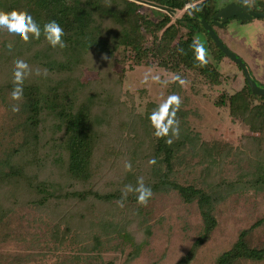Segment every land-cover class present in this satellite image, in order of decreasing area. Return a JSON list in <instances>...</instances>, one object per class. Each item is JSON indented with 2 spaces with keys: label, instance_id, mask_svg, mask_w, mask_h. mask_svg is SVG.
Listing matches in <instances>:
<instances>
[{
  "label": "trees",
  "instance_id": "trees-1",
  "mask_svg": "<svg viewBox=\"0 0 264 264\" xmlns=\"http://www.w3.org/2000/svg\"><path fill=\"white\" fill-rule=\"evenodd\" d=\"M144 1L184 12L172 22L170 13L153 7L159 15L154 19L143 11ZM249 3L264 13V0ZM219 8L218 0H0V10L27 11L41 26L57 21L67 44L63 49L52 48L43 35L29 43L13 35L1 43V101L12 91L15 60H25L33 74L24 82L23 100L15 101L23 115L14 126L19 139L0 156V221L13 206L27 204L58 215L56 228L62 222L66 229L76 225L89 232L98 228L102 234L118 226L116 222L130 219L131 225H137L141 214L136 194L127 195L123 208L117 201L122 199L125 185L135 186L137 178L143 177L152 192L174 189L185 202L196 201L202 231L189 252L175 263L189 264L217 226L215 205L231 192L264 189V94H253L245 79L240 90L223 92L217 98L216 104L227 106L233 121L240 120L252 132L243 134L238 146L225 140H204L190 129L182 107L177 112L179 139L169 145L167 138L153 134L149 116L156 103H149L148 118H134L132 108L122 100L125 69L117 68L131 54L136 65L156 61L168 70H194L209 83H220L222 73L216 64L207 55L208 64L197 66L191 47L196 33L203 32L213 58L225 56L203 24L209 23L219 35L212 21ZM9 42L14 44L11 52L6 48ZM88 72L95 74L88 76ZM15 103H9V108ZM183 149L199 155L206 187L178 181L175 162ZM231 156L243 159L246 165L233 179H227L223 163ZM153 158L156 164L150 165ZM126 162L131 163V171L125 169ZM103 209L94 218V211ZM117 209L122 213L114 214ZM108 213L118 218L106 223ZM131 225L129 229L122 226L125 239L136 232ZM255 225L257 222L241 230L216 263L264 260V246H252L248 240ZM142 228L144 235L151 233L148 225ZM100 233L94 234V246ZM144 240H135L137 246L130 257L138 254Z\"/></svg>",
  "mask_w": 264,
  "mask_h": 264
},
{
  "label": "rangeland",
  "instance_id": "rangeland-1",
  "mask_svg": "<svg viewBox=\"0 0 264 264\" xmlns=\"http://www.w3.org/2000/svg\"><path fill=\"white\" fill-rule=\"evenodd\" d=\"M232 1L236 0H218V3L222 7ZM145 4L143 11L157 19L159 15L152 8L158 7L147 2ZM188 5L190 3L186 7ZM183 12L176 10L174 14L168 13L174 22ZM217 31L224 44L246 62L256 84L264 86V19L254 17L241 21L238 17H232L225 26H217ZM180 32L184 34L186 29L182 27ZM7 38L13 39V35L0 30V46ZM195 38L204 44L210 61L222 73L220 83L211 84L194 70H168L156 61L136 65L130 54L126 63L117 68L118 71L121 67L125 69L122 74V100L132 108L134 118H148L152 111L149 103L158 106L169 95L177 94L182 98L181 107L187 111L185 119L191 130L198 132L204 140H225L238 146L243 134L252 132L240 120L233 121L228 107L217 105L216 100L221 93H233L244 86L243 70L226 55L214 59L205 33L197 32ZM94 74L87 73L88 76ZM176 76L186 83L181 85L175 80ZM156 77H159V82ZM2 100L0 156L18 141L14 126L23 117L20 111L13 113L9 108V103H15L9 93ZM199 162V155L183 149L175 162L178 181L206 187ZM245 165L243 159L231 156L223 163V175L233 179ZM135 204L141 214L137 225H131L130 219L123 224L112 221L121 227L112 226L111 231L105 229L102 234L98 228L88 232V229L75 225L66 229L62 222L57 229L55 223L58 215L48 214L33 205L13 206L0 221V264H101L107 261L113 264L177 263L189 252L203 228L196 201L185 202L178 191L170 189L154 191L146 207ZM102 211L105 210H95L94 218H98L97 213ZM113 213L119 215L122 209ZM214 214L217 226L209 239L197 249L189 264H217V257L232 246L240 231L256 222L248 240L252 246H264V189L251 188L228 193L215 205ZM114 218L118 216L108 213L104 221L116 220ZM130 225L136 232L133 237L125 239L122 226L129 229ZM145 225L151 231L148 236L143 234L142 227ZM139 226L141 229L137 230ZM98 233V242L94 246L93 237ZM143 239L138 254L130 257L137 246L136 241ZM237 264H264V260L241 259Z\"/></svg>",
  "mask_w": 264,
  "mask_h": 264
},
{
  "label": "clouds",
  "instance_id": "clouds-1",
  "mask_svg": "<svg viewBox=\"0 0 264 264\" xmlns=\"http://www.w3.org/2000/svg\"><path fill=\"white\" fill-rule=\"evenodd\" d=\"M245 4L249 3V0H244ZM192 7H195L193 5ZM0 30L7 31L9 34L19 37L23 43H29L32 39L39 40L43 35L46 42L52 48L63 49L67 47L63 37L65 36L64 29L61 25L51 20L41 26L38 24L33 16L24 10L13 9L11 11L0 10ZM191 47L195 53V60L198 62L199 67H204L208 64L207 51L203 43L198 38L193 40ZM6 48L11 52L14 48L13 42H9ZM183 54V49H178ZM106 59V57H105ZM33 74L31 66L23 59H17L14 61L13 68V88L10 93L12 101H22L24 96V82ZM39 70L36 71V75H39ZM159 82V77L155 78ZM175 80L179 81L181 85L186 81L179 76L175 77ZM166 83V82H165ZM183 101L177 94L169 95L162 103H160L150 114L149 120L152 128L154 129V136L157 138H167L166 143L171 145L174 139H179L180 136V121L177 118V112L180 110ZM11 111L18 113L20 111L19 103L11 105ZM150 165L156 164L155 158L149 161ZM127 171H131V163L126 162L124 165ZM129 193H135L137 203L146 207L153 196L151 187L146 186L144 178L138 177L136 185L127 184L122 191V199L117 201L119 207L125 206V201Z\"/></svg>",
  "mask_w": 264,
  "mask_h": 264
},
{
  "label": "water",
  "instance_id": "water-1",
  "mask_svg": "<svg viewBox=\"0 0 264 264\" xmlns=\"http://www.w3.org/2000/svg\"><path fill=\"white\" fill-rule=\"evenodd\" d=\"M147 3H150L153 6H156L162 10H165L167 12H170L171 14H174L176 11L173 8H170L165 5H159L153 2L144 1ZM188 8L190 5L187 6ZM238 17L241 21H246L248 19H252L254 17H261L264 18L263 12H258L252 10L248 4L244 3V0H237L227 3L226 5L219 8L218 12L213 16V19L215 20V24L218 26L224 25L229 18L231 17ZM205 29L208 31L209 35L212 37V39L215 41L217 46L223 51V53L228 56L230 59L235 61L243 70L245 79L248 81L253 94H264V89L259 87L256 82L251 78L250 76V69L246 62L237 56L236 53L231 51L222 41L220 36L216 33L215 29L206 21H203Z\"/></svg>",
  "mask_w": 264,
  "mask_h": 264
},
{
  "label": "flooded vegetation",
  "instance_id": "flooded-vegetation-1",
  "mask_svg": "<svg viewBox=\"0 0 264 264\" xmlns=\"http://www.w3.org/2000/svg\"><path fill=\"white\" fill-rule=\"evenodd\" d=\"M236 1H237V0H236ZM236 1H235V2H236ZM248 5H249V7H250L252 10L256 11L250 3H248ZM258 12H259V11H258ZM213 16H214V15H213ZM234 17H236V16H234ZM231 18H232V17H231ZM231 18H229V20H230ZM229 20H228V21H229ZM212 21H213V23L215 24V20H214L213 18H212ZM228 21H227V22H228ZM227 22H226V23H227ZM215 25H216V24H215ZM224 25H225V23H224ZM224 25H223V26H224ZM216 26H218V25H216Z\"/></svg>",
  "mask_w": 264,
  "mask_h": 264
}]
</instances>
